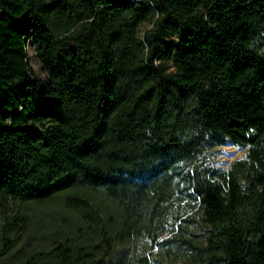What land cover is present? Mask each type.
Segmentation results:
<instances>
[{
  "label": "trees",
  "instance_id": "16d2710c",
  "mask_svg": "<svg viewBox=\"0 0 264 264\" xmlns=\"http://www.w3.org/2000/svg\"><path fill=\"white\" fill-rule=\"evenodd\" d=\"M263 46L264 0H0V215L68 219L32 264H264Z\"/></svg>",
  "mask_w": 264,
  "mask_h": 264
},
{
  "label": "rangeland",
  "instance_id": "374dc122",
  "mask_svg": "<svg viewBox=\"0 0 264 264\" xmlns=\"http://www.w3.org/2000/svg\"><path fill=\"white\" fill-rule=\"evenodd\" d=\"M262 48L264 49V46ZM29 61L36 74L45 77V71L37 56L36 49L30 44ZM169 68L173 69V64ZM247 151V144L236 143L230 136H226L224 141L207 147L203 152L202 159L212 166L227 169L233 160L245 156ZM228 153L233 154V157L229 162L224 163L225 156ZM185 208L186 214L195 212V215L198 216L197 205L194 207L186 205ZM67 220L63 218L62 212H58V209L49 207L44 210H32L25 227L10 226L6 222V218L0 215V250L4 249L0 253V264H32L39 260L41 254L39 251L49 248L52 241L54 232H49L60 226H66ZM5 225H7V229L4 228ZM193 228H195V225H193ZM168 234H171V232ZM6 241H8L7 247H5ZM118 249L127 255L145 249L152 252L155 257L163 258L165 261L168 260L157 250V246H152L151 241L146 238L127 241L120 244ZM178 260L181 261V259ZM155 264H157V261H155Z\"/></svg>",
  "mask_w": 264,
  "mask_h": 264
},
{
  "label": "bare ground",
  "instance_id": "6f19581e",
  "mask_svg": "<svg viewBox=\"0 0 264 264\" xmlns=\"http://www.w3.org/2000/svg\"><path fill=\"white\" fill-rule=\"evenodd\" d=\"M232 157H233V154H229V153H228V154L225 156L224 163L229 162V160H230Z\"/></svg>",
  "mask_w": 264,
  "mask_h": 264
}]
</instances>
